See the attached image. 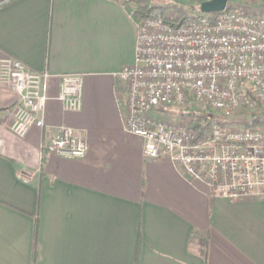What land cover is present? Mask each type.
<instances>
[{"label": "crops", "instance_id": "0c3cea01", "mask_svg": "<svg viewBox=\"0 0 264 264\" xmlns=\"http://www.w3.org/2000/svg\"><path fill=\"white\" fill-rule=\"evenodd\" d=\"M137 31L126 0H0V60L54 74L46 124L23 137L18 94L0 82V264H33L37 226L36 264H137V244L138 264H264V199L213 195L125 130L118 73ZM72 72L84 74L80 111L56 98V74ZM60 124L84 132L85 156L45 148Z\"/></svg>", "mask_w": 264, "mask_h": 264}, {"label": "built area", "instance_id": "2783aa9c", "mask_svg": "<svg viewBox=\"0 0 264 264\" xmlns=\"http://www.w3.org/2000/svg\"><path fill=\"white\" fill-rule=\"evenodd\" d=\"M167 18L175 17L155 10L142 18L135 62L118 73L125 130L143 137L147 158H169L218 196L264 199V124H252L264 113V16L234 5L176 24ZM53 76L11 55L0 60V82L18 94L14 134L46 124ZM56 76V98L65 110L80 111L84 74ZM169 111L173 118H164ZM45 148L79 158L88 144L81 129L60 124Z\"/></svg>", "mask_w": 264, "mask_h": 264}, {"label": "rangeland", "instance_id": "374dc122", "mask_svg": "<svg viewBox=\"0 0 264 264\" xmlns=\"http://www.w3.org/2000/svg\"><path fill=\"white\" fill-rule=\"evenodd\" d=\"M140 2L154 5L164 10V13L170 17H179L184 13L191 17H196L194 10L195 2L189 0H131L127 1L132 9H135ZM229 4L237 5L247 10L248 12L264 16V0H230ZM158 11H161L158 9ZM162 114V113H158ZM164 118H173L174 115L169 111L162 115Z\"/></svg>", "mask_w": 264, "mask_h": 264}, {"label": "trees", "instance_id": "16d2710c", "mask_svg": "<svg viewBox=\"0 0 264 264\" xmlns=\"http://www.w3.org/2000/svg\"><path fill=\"white\" fill-rule=\"evenodd\" d=\"M230 1V0H229ZM234 5L233 4H229L227 5L226 9H230L232 8ZM161 10V12L164 13V10H162L161 8H158L154 5L148 4V3H144V2H140L137 7L135 9H132L133 15L135 17V20L137 21V23H139L143 17L149 15L151 12L155 11V10ZM194 10L196 11L197 16L203 14L200 9H199V2H196L195 6H194ZM215 14L219 13V12H214ZM192 17L187 14L184 13L179 17H176L174 19H170L167 18V21L172 23V24H176V23H180V22H184L186 20L191 19ZM252 124H264V113L261 114L260 119L259 120H255L252 122ZM213 195H216V192L214 189H212L211 192ZM37 232H38V226L36 227V232H35V243H34V251H33V264H36L37 261V257H38V250H37V244H38V240H37ZM140 234V233H139ZM140 241V238H138ZM199 253L206 259L207 255H208V247L206 242L203 239L199 240ZM136 260H137V264H138V260H139V248H138V244H137V250H136Z\"/></svg>", "mask_w": 264, "mask_h": 264}, {"label": "water", "instance_id": "95a60500", "mask_svg": "<svg viewBox=\"0 0 264 264\" xmlns=\"http://www.w3.org/2000/svg\"><path fill=\"white\" fill-rule=\"evenodd\" d=\"M229 0H204L199 4L202 13H214L226 9Z\"/></svg>", "mask_w": 264, "mask_h": 264}]
</instances>
